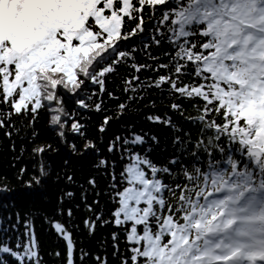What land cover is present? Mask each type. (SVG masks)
Returning <instances> with one entry per match:
<instances>
[{"label":"snow or ice","instance_id":"6c2138e0","mask_svg":"<svg viewBox=\"0 0 264 264\" xmlns=\"http://www.w3.org/2000/svg\"><path fill=\"white\" fill-rule=\"evenodd\" d=\"M183 2L0 0V131L29 195L63 181L55 203L38 210L62 242L48 253L60 264H151L165 213L183 222L177 193L194 183L190 175L227 167L232 156L245 163V137L264 146V80L242 88L216 60L204 23L177 19ZM133 113L140 122L127 119ZM41 115L52 132L43 140ZM89 154L93 172L78 184L70 164ZM56 160L63 167L54 172ZM14 191L0 178V196ZM0 208V264H46L37 213Z\"/></svg>","mask_w":264,"mask_h":264},{"label":"trees","instance_id":"16d2710c","mask_svg":"<svg viewBox=\"0 0 264 264\" xmlns=\"http://www.w3.org/2000/svg\"><path fill=\"white\" fill-rule=\"evenodd\" d=\"M260 6L259 0H220L216 4H210L208 0H184L183 4H179L177 9L178 20L187 17L189 25L192 24L193 20L204 23V34H210L211 37L209 44L217 49L214 53L216 60L225 70L229 66L232 67V73L235 74L236 80L243 81L240 86L245 90L249 89V85L251 87L259 85L262 80L260 75H264V58L249 60L247 55L238 50L239 47L236 49L238 53L235 51L238 40H241L240 27L239 23L235 21V15L242 10L247 13L248 9L252 11L255 7ZM195 31L199 32L200 28L196 26ZM232 73H229V75ZM219 78L227 79L224 75ZM95 119L97 117L93 116V120ZM127 119L140 122L135 113L128 116ZM118 127L119 124L113 122L110 125L109 133L115 132ZM35 128L40 134L41 140L52 135V132L46 126V118L43 115L38 118ZM153 130L160 135L162 141H166L168 133L165 129L161 126H154ZM237 133H239V129H237ZM13 140L16 143V154H19L20 138L14 137ZM12 142L0 131V178L7 176L9 187L15 189L13 193L5 194L7 199H5V196H0V204L7 203L9 206L15 204L16 208L14 210L36 212L35 231L44 260L46 264H60L58 258L48 253L57 249L62 251V242L56 237L50 226L40 218L38 210L50 208L51 204L55 203V198L59 194L58 189L63 186V181L57 183L53 177L42 193L37 192L34 197L29 195V190L24 189L14 179V173L20 167V164L17 163L16 167L10 166L14 155L11 150ZM260 145L261 141L255 138L249 141L245 137V144L241 145V148H246L243 157L245 163H241L239 157L232 156L226 160L227 167L217 164L215 170L207 173L196 171L190 175V179L194 183L188 187L186 192L177 193V203L182 200L180 206L184 209L182 213L183 222L178 223L179 217L173 219V215L165 213L157 231L158 239L155 242L159 249L157 260L151 262V264H199L209 258L207 253L201 252H211L216 248L217 242H212V235L210 234L213 230L212 220L216 218V212L209 206L207 195L218 190L232 173L235 175L231 179V185H228L227 196L234 197L235 192L241 190L239 188L243 184H246L243 185L246 187H253L255 191L261 190L264 186V146ZM27 147L30 148L31 144H28ZM168 147L170 148V145ZM164 148L165 144L162 143L157 151L162 153ZM237 151H240V148ZM28 158L29 154L25 152L23 159ZM158 158L163 160L164 155L161 154ZM93 163L94 156L92 154L72 160L70 167L78 184L83 183L92 174ZM62 167V162L56 160L53 171L56 172ZM103 183L101 181V187H103ZM46 201L50 203H46ZM2 212L3 209L0 208V213ZM81 232H83V229H81ZM165 232H170V239L165 240L161 245V239ZM108 233V228H101L97 234L105 235ZM78 239H83L86 246L95 247L94 242L89 241L86 236Z\"/></svg>","mask_w":264,"mask_h":264},{"label":"rangeland","instance_id":"374dc122","mask_svg":"<svg viewBox=\"0 0 264 264\" xmlns=\"http://www.w3.org/2000/svg\"><path fill=\"white\" fill-rule=\"evenodd\" d=\"M250 209V213H249V216H248V218H247V222H248V224H247V227H248V229H247V227H246V229H247V232H251V233H253V232H255L256 233V235H257V238H258V243L257 244H253L252 243V251H254V250H264V238H263V234H264V230H260V231H257L256 229H255V221L257 220V218H255V212H253V210H254V206L253 205H249L248 207H247V209ZM233 218H232V220L235 218V217H238V212L235 210L233 213ZM250 224H253L252 226H250ZM230 237H231V240L233 239L232 238V236L230 235ZM233 242H234V244L235 245H237L238 243L239 244H244V243H246V239L243 237L242 238V240L241 241H238V239H233ZM260 246H262L263 247V249H259L258 247H260ZM228 263L229 264H242V263H244V262H242V260L240 259V258H236L235 257V254L233 255V256H231L230 258H229V260H228Z\"/></svg>","mask_w":264,"mask_h":264}]
</instances>
